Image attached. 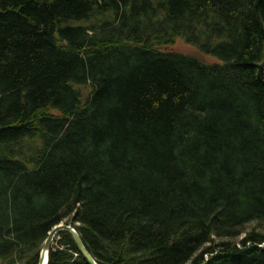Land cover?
<instances>
[{
  "label": "trees",
  "instance_id": "trees-1",
  "mask_svg": "<svg viewBox=\"0 0 264 264\" xmlns=\"http://www.w3.org/2000/svg\"><path fill=\"white\" fill-rule=\"evenodd\" d=\"M62 223L98 264H264V0H0V264Z\"/></svg>",
  "mask_w": 264,
  "mask_h": 264
},
{
  "label": "water",
  "instance_id": "water-1",
  "mask_svg": "<svg viewBox=\"0 0 264 264\" xmlns=\"http://www.w3.org/2000/svg\"><path fill=\"white\" fill-rule=\"evenodd\" d=\"M62 231H68L70 232L77 243L78 249L80 253L83 255V257L90 263V264H98L95 258L92 256V254L89 252L87 246L85 245L80 233L72 226L65 223H62L58 226H56L50 233L49 237L46 240L39 264H48L49 261V253L54 245V242L58 236V234Z\"/></svg>",
  "mask_w": 264,
  "mask_h": 264
},
{
  "label": "rangeland",
  "instance_id": "rangeland-1",
  "mask_svg": "<svg viewBox=\"0 0 264 264\" xmlns=\"http://www.w3.org/2000/svg\"><path fill=\"white\" fill-rule=\"evenodd\" d=\"M166 50L176 51V52L192 55L194 57H198V58H200L206 62H209V63H213V62L217 61V58L202 53L201 51H199L198 48H196L193 45L188 44L183 39H179L174 46L168 47V48H166Z\"/></svg>",
  "mask_w": 264,
  "mask_h": 264
}]
</instances>
